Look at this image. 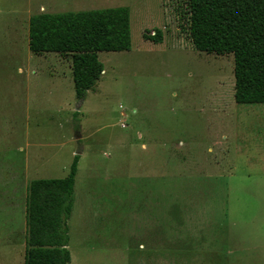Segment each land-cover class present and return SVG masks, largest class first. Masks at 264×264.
I'll return each instance as SVG.
<instances>
[{"label":"rangeland","instance_id":"rangeland-1","mask_svg":"<svg viewBox=\"0 0 264 264\" xmlns=\"http://www.w3.org/2000/svg\"><path fill=\"white\" fill-rule=\"evenodd\" d=\"M124 7L132 50L99 54L105 72L84 100L71 58L30 51L35 16ZM183 9L0 0V264H24L30 183L65 179L76 156L71 264H144L140 225L151 220L207 221L220 253L206 264H264V105L236 103L233 56L197 52ZM156 31L162 44L144 38Z\"/></svg>","mask_w":264,"mask_h":264},{"label":"trees","instance_id":"trees-1","mask_svg":"<svg viewBox=\"0 0 264 264\" xmlns=\"http://www.w3.org/2000/svg\"><path fill=\"white\" fill-rule=\"evenodd\" d=\"M182 31L193 48L219 57L233 56L235 101L264 105V0H182ZM144 38L163 43L156 31ZM29 48L36 55L71 58L79 100L101 80V53L132 50L131 11L106 9L31 18ZM80 157L63 180H35L28 187L25 264H71L70 228Z\"/></svg>","mask_w":264,"mask_h":264},{"label":"crops","instance_id":"crops-1","mask_svg":"<svg viewBox=\"0 0 264 264\" xmlns=\"http://www.w3.org/2000/svg\"><path fill=\"white\" fill-rule=\"evenodd\" d=\"M6 195L4 194V197ZM4 197L2 199L3 201ZM1 211L4 212L5 209L4 207H1L0 204V212ZM146 222L147 221L140 225L145 228L143 234L145 235L146 240L139 245V250L146 251L147 253L148 258L145 259L144 264H206L208 259H211L212 257H215L216 254L220 253H218L220 248H217V246L212 244L209 240L205 241L206 230L202 229V226H206L207 221H200L197 224L192 225H182L189 228L179 230L169 228L163 229V227H170L172 224H166L158 220L148 221V224Z\"/></svg>","mask_w":264,"mask_h":264}]
</instances>
